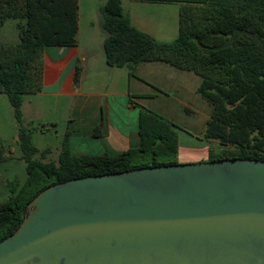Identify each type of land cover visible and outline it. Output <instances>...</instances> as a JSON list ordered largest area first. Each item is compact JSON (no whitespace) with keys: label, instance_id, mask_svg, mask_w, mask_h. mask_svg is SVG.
Listing matches in <instances>:
<instances>
[{"label":"trees","instance_id":"trees-1","mask_svg":"<svg viewBox=\"0 0 264 264\" xmlns=\"http://www.w3.org/2000/svg\"><path fill=\"white\" fill-rule=\"evenodd\" d=\"M100 14L109 67L132 71L139 64L162 62L200 77L198 94L212 106L203 138L222 147L217 154L210 152L209 161H264V0L185 2L179 34L172 42H160L135 28L121 0H105ZM8 20L19 21L20 40L0 43V94L8 97L20 125L27 180L19 189L13 187V195L0 203V242L21 226L30 202L53 185L178 164L179 128L142 106L138 146L116 156L74 155L64 141L58 161L34 160L38 150L24 127V97L44 89L46 49L77 45L79 0H0V28ZM79 79L77 68L75 83ZM5 160L0 148V163Z\"/></svg>","mask_w":264,"mask_h":264},{"label":"water","instance_id":"water-1","mask_svg":"<svg viewBox=\"0 0 264 264\" xmlns=\"http://www.w3.org/2000/svg\"><path fill=\"white\" fill-rule=\"evenodd\" d=\"M0 264H264V161L145 167L53 185Z\"/></svg>","mask_w":264,"mask_h":264},{"label":"crops","instance_id":"crops-1","mask_svg":"<svg viewBox=\"0 0 264 264\" xmlns=\"http://www.w3.org/2000/svg\"><path fill=\"white\" fill-rule=\"evenodd\" d=\"M192 0H121L124 12L129 16L132 25L139 31L151 35L160 42H172L179 34V14L183 3ZM105 0H79V32H78V45L71 48H55L54 52L46 53L45 56V71H44V89L41 93L34 95H63L71 96L78 93H83L82 84L76 86L75 75L77 68L80 69V81L84 82L87 75L95 73V76L104 73L108 77L109 85L113 83V92L108 94L109 88L106 93L97 94L91 91H86L85 95L93 98L94 101L100 103L101 114L96 116L100 123L105 121L104 109H107V118L111 119L112 109L114 104L121 106L120 103L126 104L128 100V108L135 109L137 102L142 107H149L150 104L156 105L157 101L165 108L173 107L175 104L184 107L192 114L195 107L202 108L203 113L201 119L204 120V125H199V120L192 122L193 128L196 130V137L192 138L196 141L204 143L208 148L210 157L211 142L202 139L207 121L212 113V106H207V102L198 94V88L201 84V79L194 73L182 71L162 62H152L139 64L131 71L128 67L111 68L106 64V55L104 51L105 34L101 28L100 8ZM84 16H89L91 19L85 22ZM0 28V43L14 44L20 40L18 24L19 21L15 20V28L17 34L12 41L4 40L2 38H9L3 34L7 23ZM90 22V23H89ZM89 24V27H87ZM87 30V31H86ZM87 37L91 45L94 42V47H87L83 49L81 44L83 39ZM83 51V52H82ZM91 62L98 63L94 65ZM102 66V67H101ZM133 73V75H130ZM109 75V76H108ZM117 76V80L115 77ZM121 84L122 90L118 89ZM76 87L78 88L76 89ZM50 88L52 91H45ZM57 88V89H54ZM3 99L4 94H0ZM113 98V106L110 103ZM162 99V100H160ZM125 100V101H124ZM164 101V102H162ZM105 102H107L105 107ZM157 106V105H156ZM167 112V111H166ZM14 113V112H13ZM169 115L174 114L168 112ZM139 116V113H138ZM138 122V118H137ZM108 124L111 126L112 122ZM199 125L196 129L194 125ZM112 130L108 136L100 137L99 140L108 141L112 135ZM103 136V131L97 132ZM180 133V132H179ZM98 134L96 136H98ZM138 134V126L137 133ZM92 136V135H91ZM182 136L179 134V141ZM129 146L130 142H134V137H125ZM89 140V138H87ZM137 142V140L135 141ZM129 143V144H128ZM83 144V143H82ZM78 144L75 147L71 144V150L74 155H91L102 156L109 154L116 156L119 154H110L108 150L104 153H97L91 146H84ZM139 143L130 146L129 148L138 146ZM92 148V149H91ZM127 150V149H126ZM125 150V151H126ZM124 152V151H123ZM180 152V148H179Z\"/></svg>","mask_w":264,"mask_h":264},{"label":"rangeland","instance_id":"rangeland-1","mask_svg":"<svg viewBox=\"0 0 264 264\" xmlns=\"http://www.w3.org/2000/svg\"><path fill=\"white\" fill-rule=\"evenodd\" d=\"M99 16L101 20V15ZM84 19L88 23L86 19L89 20L91 18L84 16ZM15 23V20L7 23L3 34L9 38L2 39L8 41L14 39L17 34ZM87 27H89V24H87ZM81 46L83 49H86L87 47H94L95 44L92 42L90 45L88 38L85 37ZM55 48H62L63 50V48L71 47H52L46 49L44 63L46 53L54 52ZM91 63L95 66L98 65V63ZM117 76L115 80H117ZM80 84L83 87V93L81 95L78 93L71 96L47 94L35 97L34 95H27L24 97L22 106L24 127L29 131L32 144L38 150V153L34 156V160L41 162L58 161L64 141H68L74 147L82 143L86 147L89 145L94 150L96 149L97 153L101 154H104L107 150L110 154H119L129 149L130 146L135 145V143H139L140 139L136 133L138 126L137 118L141 104L137 102L134 104L135 109H130L127 107L129 105L126 99V104L120 103L121 106L117 104L113 106V98L110 97V99L112 98L110 103L113 106L111 119L109 120V116L107 118V109H104L105 121L100 123L96 119V116L101 114L100 103L86 96L85 93L86 91H91L97 94H104L109 88L108 94L111 95L113 92V83L109 85L108 77L101 71L97 76H95V73L87 75L84 82L79 79L76 86ZM118 89L122 90L121 84L118 86ZM45 91L48 93L52 89L47 88ZM203 102H207V106H211L208 101L204 100ZM156 103L157 106L150 104L149 107L151 108L148 109L174 122L179 128V134L182 136L179 141L180 152L177 163L194 164L208 162L210 160L208 148L205 147L204 143L192 138V136L196 135V130L193 128L192 122L189 121L199 120L200 122L198 124L204 125V120L201 119L203 113L202 108L195 107L194 113L192 114L189 110L178 104L165 108L161 104V101H157ZM106 104L107 102L104 104L105 107ZM168 112L174 115L171 116ZM109 121L112 122L111 126L108 124ZM199 125H194V127L197 129ZM19 128L20 125L14 116L8 97L6 95H4L3 99L0 97V148L6 154V160L0 163V203L7 201L13 195V187L19 189L27 180V165L23 159V152L20 146ZM111 130L113 132L108 141L99 140L100 137L108 136ZM98 131H103V136H100L97 133ZM97 134L98 136H96ZM126 136L128 138L134 137V140L136 139L137 142L135 140L134 142H130V144L128 143L129 146H125L127 143ZM202 139H204L203 134ZM209 142H211L209 149L215 154L219 153L222 147L218 141L210 140ZM46 152L49 154H46Z\"/></svg>","mask_w":264,"mask_h":264}]
</instances>
